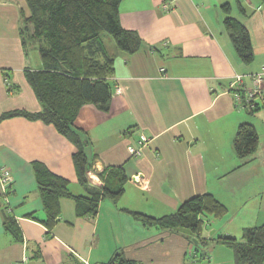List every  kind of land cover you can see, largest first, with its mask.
<instances>
[{
	"label": "crops",
	"instance_id": "obj_1",
	"mask_svg": "<svg viewBox=\"0 0 264 264\" xmlns=\"http://www.w3.org/2000/svg\"><path fill=\"white\" fill-rule=\"evenodd\" d=\"M164 1L170 11L163 9ZM225 3L251 35V63L237 53L225 24ZM24 5V0H0V171L9 168L14 177L6 197L0 179V264H103L119 252L140 264H236L234 248L217 238L243 240L246 229L264 225V81L254 110L237 103L229 84L240 73L252 86L249 75L264 66V3L122 0L120 23L138 33L142 44L128 53L105 41L115 67L108 108L87 103L76 120L89 140L88 174L97 176L88 177L87 184L77 173L76 145L53 124L25 116L2 118L15 110H43L26 75V70L43 69V63L40 56V62L30 60V50L37 49L23 43ZM244 122L254 124L259 134L257 150L247 158L239 157L234 146ZM143 135L148 142L136 157L130 148L140 147ZM34 162L66 178L75 195L102 192L107 179L115 188L122 175L125 192L116 204L103 198L96 216H78L75 200L62 198L60 220L50 231L42 222L46 213ZM206 192L228 211L221 218L204 217L205 241L145 226L131 213L162 217ZM3 199L20 237L9 228Z\"/></svg>",
	"mask_w": 264,
	"mask_h": 264
},
{
	"label": "trees",
	"instance_id": "obj_2",
	"mask_svg": "<svg viewBox=\"0 0 264 264\" xmlns=\"http://www.w3.org/2000/svg\"><path fill=\"white\" fill-rule=\"evenodd\" d=\"M260 1L264 3V0ZM121 2L122 0H24L25 5L20 9L23 43L26 48L28 42L34 44L43 63V69L26 70L28 81L41 101L43 110L35 113L15 110L3 114L2 118L25 116L53 124L76 145L74 161L79 180L83 184L89 181L88 172L92 162L86 152L89 140L84 131L76 126V120L85 104L94 103L107 109L112 97L109 77L115 71L114 56L107 51L103 33L111 35L117 48L128 53L137 51L142 44L138 33L121 25ZM222 9L239 57L244 63H251L255 52L248 29L242 21L231 15L230 3L223 4ZM240 9L245 14L242 6ZM258 144L259 134L255 125L241 123L234 138L239 157L251 156ZM33 167L46 213L42 222L50 231L60 220L62 198L75 200L78 216H96L103 198H109L116 204L125 192L124 175L115 188L111 187V182L107 179L102 192L88 197L73 194L69 189V181L52 172L42 162H34ZM2 204L7 220L11 223L9 228L20 237L21 231L9 203L3 199ZM227 211L224 203L212 193L206 192L186 200L176 212L162 217L138 211L131 213L145 226L162 230L186 227L191 229L192 236L197 240L205 241L202 238L204 217L221 218ZM217 241L234 248L236 264L264 263V225L246 229L243 240L229 236L219 237ZM103 264L140 263L119 252Z\"/></svg>",
	"mask_w": 264,
	"mask_h": 264
},
{
	"label": "built area",
	"instance_id": "obj_3",
	"mask_svg": "<svg viewBox=\"0 0 264 264\" xmlns=\"http://www.w3.org/2000/svg\"><path fill=\"white\" fill-rule=\"evenodd\" d=\"M163 9L165 11H170L172 7L168 3V1L163 2ZM245 74L236 73L231 77L229 90L233 92L235 99L238 104L243 106L246 109H255L257 107V99L263 97V81H264V66L263 68L255 73L250 74V78L252 80V86H247L244 82ZM120 88H117V92H120ZM148 142V138L146 136H142L139 143L140 147H131V153L138 157L142 154L143 146ZM88 177L92 180L97 176L95 173H89ZM138 180V176H136ZM0 179L2 182L3 195L6 197L10 194V187L14 183L13 173L9 168L3 167L0 171ZM7 199V198H6Z\"/></svg>",
	"mask_w": 264,
	"mask_h": 264
},
{
	"label": "rangeland",
	"instance_id": "obj_4",
	"mask_svg": "<svg viewBox=\"0 0 264 264\" xmlns=\"http://www.w3.org/2000/svg\"><path fill=\"white\" fill-rule=\"evenodd\" d=\"M103 37H104V39H105V41L107 42L108 45H109V42L115 43V41H114V39L112 38L111 35H109L107 33H103ZM33 46H34V44H31L30 42H28V47L29 48H34ZM29 57H30V60H31V58L33 59L34 63H36L37 60H39V62H40L39 54H38L37 51H35V49H31L30 50Z\"/></svg>",
	"mask_w": 264,
	"mask_h": 264
},
{
	"label": "water",
	"instance_id": "obj_5",
	"mask_svg": "<svg viewBox=\"0 0 264 264\" xmlns=\"http://www.w3.org/2000/svg\"><path fill=\"white\" fill-rule=\"evenodd\" d=\"M176 230L189 234V235H193V232L191 231V229L186 228V227H177Z\"/></svg>",
	"mask_w": 264,
	"mask_h": 264
}]
</instances>
